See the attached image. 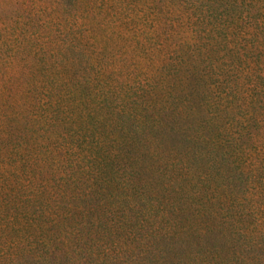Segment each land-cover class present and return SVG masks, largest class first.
I'll use <instances>...</instances> for the list:
<instances>
[{"label":"trees","instance_id":"obj_1","mask_svg":"<svg viewBox=\"0 0 264 264\" xmlns=\"http://www.w3.org/2000/svg\"><path fill=\"white\" fill-rule=\"evenodd\" d=\"M138 1L0 27V264H264V0Z\"/></svg>","mask_w":264,"mask_h":264},{"label":"rangeland","instance_id":"obj_2","mask_svg":"<svg viewBox=\"0 0 264 264\" xmlns=\"http://www.w3.org/2000/svg\"><path fill=\"white\" fill-rule=\"evenodd\" d=\"M29 0H0V27L6 22L7 16H12L16 14L21 9L25 8V5L22 3H27ZM139 7L142 8L145 14L155 13L157 9L163 11V13L168 17V19L176 20L179 14L176 13L175 10L179 9L180 2L179 0H139ZM50 3V0H47V4ZM191 3H186L184 7H191ZM201 28H199L197 36L201 35ZM171 34V32H169ZM138 33L132 32L130 35L136 36ZM196 36V37H197ZM196 37H193L191 33L187 35V33L179 34V31L176 30L174 32V44L178 46L182 41H188L191 44H194V40ZM2 66V65H0ZM22 69L17 65H13V67H9L5 70L3 74L0 75V86L3 82H6L8 79L13 83L12 80H16L17 78H21ZM16 84V83H15ZM14 88V86H10ZM16 90V87H15ZM192 252L189 256H194V263H197V259H201V252L193 247L190 248Z\"/></svg>","mask_w":264,"mask_h":264}]
</instances>
